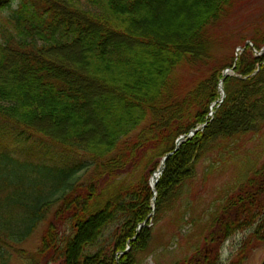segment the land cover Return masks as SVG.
<instances>
[{
  "label": "trees",
  "instance_id": "obj_1",
  "mask_svg": "<svg viewBox=\"0 0 264 264\" xmlns=\"http://www.w3.org/2000/svg\"><path fill=\"white\" fill-rule=\"evenodd\" d=\"M258 1L181 0L204 7L183 42L141 30L139 0H0V264H138L151 223L186 241L176 264H220L248 229L242 258L264 243V15L245 36L227 27ZM204 124L166 160L152 217V175ZM226 166L234 179L211 195ZM41 224L38 250L19 248Z\"/></svg>",
  "mask_w": 264,
  "mask_h": 264
},
{
  "label": "rangeland",
  "instance_id": "obj_2",
  "mask_svg": "<svg viewBox=\"0 0 264 264\" xmlns=\"http://www.w3.org/2000/svg\"><path fill=\"white\" fill-rule=\"evenodd\" d=\"M142 3V9L138 13V18L143 21L141 25V30L154 31L161 40L165 38H171L173 34L180 33L182 34V41L187 42L188 31L190 29V25L192 22L197 21L202 15V11L204 7H196V8H188L185 5H182L181 0H139ZM14 8L18 5V0H15ZM77 5L80 7H85L88 9V5L82 0H78ZM60 10L63 8L59 7ZM264 0H259L258 3L253 8L254 14L252 16H248V13L242 14L235 17L234 20L227 23L228 29L234 30L237 34L242 32L243 36H245L250 31L251 25H256L263 18L264 12ZM10 14V10H0V29L3 28V22L6 17ZM248 35V34H247ZM182 41L180 43H182ZM235 46V44H233ZM229 52L233 50V47ZM228 51V50H227ZM237 51V49H236ZM57 53V52H56ZM59 56L64 57V53H57ZM233 55V53H232ZM235 55V52H234ZM236 56V55H235ZM73 55L69 56L67 61L64 62L69 66L70 69L74 68L75 65L73 62ZM81 78V77H80ZM87 85V84H86ZM89 87V86H88ZM218 89V88H217ZM89 92L97 93L99 88L95 86L89 87ZM220 91V90H219ZM264 111V110H263ZM210 118H214V115L209 114ZM241 117L239 115H234L233 120ZM83 115L76 116V121L82 120ZM248 121L241 122L242 125L247 124ZM59 156V155H58ZM225 157V156H224ZM221 159V158H220ZM220 159L216 164L217 167L220 168ZM72 157L70 158V161ZM222 163V162H221ZM241 163V162H239ZM244 166L245 170H249L253 163H249L247 160ZM230 167V168H229ZM224 169L223 172L220 173V177L218 175H211L208 178V189L209 193H212V190L216 187H223L227 189L229 186V182L231 179H234V168L236 166H229ZM228 168V169H227ZM199 172H202V167L199 168ZM187 193L179 191L176 195L171 197V199H176L184 196ZM213 195V194H211ZM156 206L154 207V211ZM154 213V212H153ZM155 214L153 215V217ZM165 224H168L165 223ZM146 226V225H145ZM152 230V240L151 244L148 247L146 253L138 260V264H176L177 261L182 260L184 257L189 255L188 245L184 238H180L178 243H169L166 242V236L170 233V225H166L162 227L161 225L156 226L155 223H151L149 225ZM46 224H41L38 231L31 237L30 241L25 245L19 246L27 251L34 252L38 250L41 242V234L42 231L45 230ZM192 232L196 230V228H192ZM255 229H248L244 232H237L234 236L230 237L229 240L223 245L220 264H263L264 262V243L254 244L251 246L254 248L250 249L245 256L242 258V246L244 245L246 240H249L250 235L254 232ZM156 235V236H155ZM156 237V238H154ZM130 249V246L128 247ZM127 249V250H128ZM30 256L27 254H16L13 252L12 256H10L9 264H31ZM42 264H55V262H43Z\"/></svg>",
  "mask_w": 264,
  "mask_h": 264
},
{
  "label": "water",
  "instance_id": "obj_3",
  "mask_svg": "<svg viewBox=\"0 0 264 264\" xmlns=\"http://www.w3.org/2000/svg\"><path fill=\"white\" fill-rule=\"evenodd\" d=\"M230 71H231L230 69L226 70V72L224 73V76L228 75ZM219 89H222V92H221V98H220V101H219V102H220V103H223V102H224V99H225V96H226V93H225V90H224L223 87H222V83L220 84ZM196 131H197V129L194 130V131H191L190 134H189L188 136H187V135H186V136L189 137V138H191L192 136H194V135L196 134ZM186 136H182V137H180V138L176 141V144H175V145H176V148H175V150L172 151V152H170V153H167V154L165 155V158L162 160V162H161V164H160V169H159V170L155 173V175L152 177V178H153V179H152V188L154 189L155 196H156V194H157V190L155 189V187H156V184L159 182V177H160V175H161V174L165 171V169H166V167H165L166 160H167L171 155H173L174 153H176L177 150H179L181 144L185 142V138H186ZM156 176H158V178L156 179V182H155V184H154V183H153V180H154V177H156ZM154 200H155V197H154Z\"/></svg>",
  "mask_w": 264,
  "mask_h": 264
},
{
  "label": "bare ground",
  "instance_id": "obj_4",
  "mask_svg": "<svg viewBox=\"0 0 264 264\" xmlns=\"http://www.w3.org/2000/svg\"><path fill=\"white\" fill-rule=\"evenodd\" d=\"M222 92V89H220V93ZM158 178V176L154 177L153 183L155 184L156 179Z\"/></svg>",
  "mask_w": 264,
  "mask_h": 264
}]
</instances>
